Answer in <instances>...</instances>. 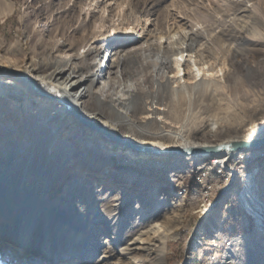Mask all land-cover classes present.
Wrapping results in <instances>:
<instances>
[{
  "label": "bare ground",
  "instance_id": "6f19581e",
  "mask_svg": "<svg viewBox=\"0 0 264 264\" xmlns=\"http://www.w3.org/2000/svg\"><path fill=\"white\" fill-rule=\"evenodd\" d=\"M56 1L59 0L49 4L46 0L26 2L25 8L30 11L25 15L19 40L7 43L0 40V213L5 215L6 226L3 234L11 235L18 223L26 227L21 237L27 243L13 242V246L27 254L34 245L39 246L37 258L23 257L33 264H44L38 258L44 260L47 254L55 255L57 251L63 254L72 250L77 257L80 250H73L76 241L64 237L68 229L60 224L72 212L65 206L75 199L86 200V194L97 188L93 183L108 189L117 186L116 189L122 190L115 193L118 198L124 194L134 195L136 191L143 195V198H136L134 212L128 218L125 215L126 223L137 227L138 231L129 239L122 254L146 251L148 256L160 257L165 251V237L158 235L160 226L156 223L161 216V202L154 207L148 198L166 188L152 187L144 177L116 170L113 156L114 152L124 151L132 158L165 157L172 153L204 158L206 154H195L193 150L215 149L230 143H189L182 147L179 133L173 130L172 116L177 110L181 111L182 105L186 106V94L193 90L198 94L209 91L212 81L205 78L212 76L204 69L208 56L201 51L186 55L188 51L184 46L164 37L144 42L123 37L107 42L103 30L105 20L99 25L91 22L96 5L79 12L75 2L72 8L64 11L62 3ZM102 39L103 43L98 46ZM156 48L168 54L177 53V61L163 64L170 70L168 76H161L153 69L152 62L147 64L144 59L147 52ZM119 57L126 61L124 67L118 63ZM191 62L196 69L189 71ZM155 80L164 84L166 90L159 105L163 108L155 106L158 97L154 94L159 91L153 86ZM10 83H17L24 89L22 99L28 106H23L21 99L17 100L19 97L4 93L5 85ZM4 97L13 99L17 108H9L3 102ZM145 123L150 128L143 133L140 126ZM254 139L242 135L238 140L250 142ZM185 150L190 154L184 153ZM236 153L219 150L210 155H216L214 162L225 167ZM180 164L181 160H176L172 167ZM258 173L256 170L247 176L240 197L243 208L255 215L259 226L264 228V200H260L264 196V179L262 188H258L255 178ZM64 179L67 187L60 190L57 200V205L64 208L45 217L44 214L51 210V203L46 200L54 197ZM100 199L92 196L93 202ZM77 205L78 202L71 204L73 212ZM182 205L180 202L177 210ZM152 209L154 213L147 216ZM121 210L111 213L102 208L98 210L101 215H95L114 224L122 219ZM214 225L217 231L220 220L216 219ZM36 239L41 241L38 243ZM148 239L144 248L136 247ZM239 242V236H234L231 244ZM0 256L9 260L8 256ZM159 257L144 262L130 258L128 261L129 264H160ZM231 259L232 256H227L225 263L231 264ZM63 262L61 259L58 264ZM81 263L75 260L71 264Z\"/></svg>",
  "mask_w": 264,
  "mask_h": 264
},
{
  "label": "rangeland",
  "instance_id": "374dc122",
  "mask_svg": "<svg viewBox=\"0 0 264 264\" xmlns=\"http://www.w3.org/2000/svg\"><path fill=\"white\" fill-rule=\"evenodd\" d=\"M30 1L0 0V40L6 43L19 40V34L25 26V15L30 11L25 8V4ZM51 1L55 0H46V3ZM56 2L62 3L64 11L72 8L75 2L79 12L93 9L96 5L91 22L99 25L105 20L103 30L107 42L123 37L141 42L164 37L165 40L173 39L176 44L184 46L188 51L186 55L201 51L208 56V59L205 58L204 69L213 77L205 78L206 81H212L209 91L205 94L202 91L198 94L197 90L187 93L186 106L182 105L181 111L177 110L180 111L179 115L175 112V116H172L173 130L179 133L178 141L182 147L189 143H231L242 135L255 138L254 140L264 138V0ZM42 34L45 35V32ZM103 40L97 43L98 46ZM176 54L164 53L156 48L147 52L144 59L147 64L152 62L153 69L161 76H168L170 70L164 68L163 64L177 61ZM118 59V63L124 67L123 63L126 61L121 57ZM178 60L181 61V58ZM195 69L191 62L188 70ZM153 86L159 89L154 94L158 97L155 106H159L166 90L159 80H155ZM4 93L19 97L17 100L21 99L23 106L29 105L22 99L25 91L17 83L5 85ZM3 102L12 109H16L18 105L9 97H4ZM187 104L188 111L185 112ZM140 128L145 133L150 127L145 123ZM178 155L172 153L165 157L150 156L145 159L132 158L122 151L114 152L113 156L116 170L129 171L144 177L151 182L152 187L159 185L166 188L148 198L152 206L161 202V216L156 223L160 226L158 235L165 237V251L160 257L148 256L146 251L122 254L124 247L138 231L137 227L127 224L126 219L134 212L136 198H143V195H138L136 191L134 195L124 194L118 198L115 193L122 190L116 189L117 186L112 189L102 186L103 189L93 183L97 188L86 194V200H73L65 206L72 209L70 216L63 218L61 223L58 220L68 229L64 237L74 239L79 244L74 243L73 250H80V254L75 257L72 250L63 254L57 251L55 255L47 254L48 258L44 260L42 257L38 259L44 264H58L61 259L64 261L61 264H71L75 260L82 261L81 264H129V258L144 262L148 258L159 257L160 264H227L226 257L232 256L231 264H264V232H261L264 228L259 226L260 222L255 215L243 208L240 197L245 179L253 171L259 170L255 178L257 187L262 188L264 146L257 150L238 151L230 159L232 169L228 166L229 160L225 167L215 163L216 155H207L204 158ZM176 160H181V164L172 167ZM68 174L71 175V172L68 171ZM61 185L54 197L46 200L51 203V210L44 214L45 217L64 208L57 205V200L60 190L67 187L65 179ZM92 196L102 199L93 202ZM260 200L263 201L264 196ZM76 202L78 205L73 212L71 204ZM180 202L183 205L177 210ZM102 208L111 210V213L122 209L123 217L114 224L107 222L101 216L95 215H101L98 210ZM153 213L152 209L147 216ZM216 219L220 220L217 231L215 225L213 226ZM4 223L5 215L0 213V238L3 240L0 242V250H5L0 255L9 257L5 261L0 256V264H33L27 259L37 258L39 246L34 245L28 254L13 246V242L18 245L27 243L21 237L26 227L18 223L13 233L6 236L3 234L6 228ZM128 233L132 235L130 238ZM234 236L240 238L238 245L231 244ZM36 241L39 243L41 240ZM147 242L149 239L146 242L141 241L136 247L144 248ZM154 244L159 245L157 241ZM207 253L209 257H203Z\"/></svg>",
  "mask_w": 264,
  "mask_h": 264
},
{
  "label": "water",
  "instance_id": "95a60500",
  "mask_svg": "<svg viewBox=\"0 0 264 264\" xmlns=\"http://www.w3.org/2000/svg\"><path fill=\"white\" fill-rule=\"evenodd\" d=\"M264 146V138L260 140H254L250 142H233L226 145H222L220 147H217L215 149H199V150H193L194 153H203L206 155H210L211 153H214L219 150H225L229 152H238L241 150H257ZM156 153V152H154ZM184 153L190 154L189 150H185Z\"/></svg>",
  "mask_w": 264,
  "mask_h": 264
},
{
  "label": "trees",
  "instance_id": "16d2710c",
  "mask_svg": "<svg viewBox=\"0 0 264 264\" xmlns=\"http://www.w3.org/2000/svg\"><path fill=\"white\" fill-rule=\"evenodd\" d=\"M230 163H231V160L228 161V166L232 169V165H230ZM203 257H209V256H208V253L205 254ZM205 259H207V258H205ZM194 264H195V263H194Z\"/></svg>",
  "mask_w": 264,
  "mask_h": 264
}]
</instances>
